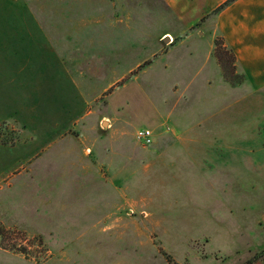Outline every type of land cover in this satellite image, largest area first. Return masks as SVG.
<instances>
[{"label": "rangeland", "instance_id": "obj_1", "mask_svg": "<svg viewBox=\"0 0 264 264\" xmlns=\"http://www.w3.org/2000/svg\"><path fill=\"white\" fill-rule=\"evenodd\" d=\"M205 23L0 0V264H264V86Z\"/></svg>", "mask_w": 264, "mask_h": 264}, {"label": "crops", "instance_id": "obj_2", "mask_svg": "<svg viewBox=\"0 0 264 264\" xmlns=\"http://www.w3.org/2000/svg\"><path fill=\"white\" fill-rule=\"evenodd\" d=\"M164 1L185 30L198 27L206 18L197 36L211 34V41L218 36L233 54L235 71L243 77V86L253 90L264 86V0H234L210 24L207 17L227 0Z\"/></svg>", "mask_w": 264, "mask_h": 264}, {"label": "trees", "instance_id": "obj_3", "mask_svg": "<svg viewBox=\"0 0 264 264\" xmlns=\"http://www.w3.org/2000/svg\"><path fill=\"white\" fill-rule=\"evenodd\" d=\"M234 0H227L226 2H224L221 6H219L217 9H215L212 13L214 15H216L219 11H221L222 9H224L226 6H228L230 3H232ZM219 41L220 43H217L218 40L217 38H215V40L213 41V46H214V49H215V52L218 50V49H224L226 48L224 43L222 42V40L219 38ZM223 47V48H222ZM223 51V50H222ZM226 53H228L229 55V62H230V67L232 68L233 71H235V66H234V57H233V54L231 53V51H229L227 48H226ZM214 58L216 59V61L218 62V64L220 65V68L223 69L222 65H221V59L219 58L218 55H214Z\"/></svg>", "mask_w": 264, "mask_h": 264}, {"label": "built area", "instance_id": "obj_4", "mask_svg": "<svg viewBox=\"0 0 264 264\" xmlns=\"http://www.w3.org/2000/svg\"><path fill=\"white\" fill-rule=\"evenodd\" d=\"M136 141L142 146H148L152 143V135L148 130H139L135 134Z\"/></svg>", "mask_w": 264, "mask_h": 264}]
</instances>
